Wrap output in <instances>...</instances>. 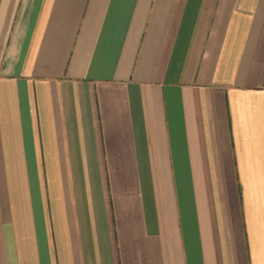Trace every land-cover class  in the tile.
<instances>
[{"label":"crops","instance_id":"crops-1","mask_svg":"<svg viewBox=\"0 0 264 264\" xmlns=\"http://www.w3.org/2000/svg\"><path fill=\"white\" fill-rule=\"evenodd\" d=\"M0 264H264V0H0Z\"/></svg>","mask_w":264,"mask_h":264}]
</instances>
